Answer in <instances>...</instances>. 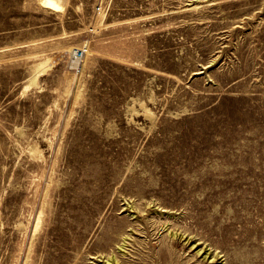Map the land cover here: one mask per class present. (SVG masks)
I'll list each match as a JSON object with an SVG mask.
<instances>
[{
	"label": "rangeland",
	"instance_id": "rangeland-1",
	"mask_svg": "<svg viewBox=\"0 0 264 264\" xmlns=\"http://www.w3.org/2000/svg\"><path fill=\"white\" fill-rule=\"evenodd\" d=\"M39 5L0 0V263L30 242V264H54L63 229L76 264H264V0ZM40 55L50 68L23 91Z\"/></svg>",
	"mask_w": 264,
	"mask_h": 264
},
{
	"label": "bare ground",
	"instance_id": "bare-ground-1",
	"mask_svg": "<svg viewBox=\"0 0 264 264\" xmlns=\"http://www.w3.org/2000/svg\"><path fill=\"white\" fill-rule=\"evenodd\" d=\"M36 1H38V3L44 8V9H46V10H48V11H50V12H55V13H59V14H61V13H63L64 11H65V9H66V5H67V1L68 0H36ZM39 5V6H40ZM40 6V7H41ZM41 7V8H42ZM104 13H102L100 16H101V19L102 18H104ZM101 21V20H100ZM64 33V32H63ZM64 34H66V33H64ZM68 34V33H67ZM62 35V34H61ZM36 40V39H35ZM33 39H32V43H33ZM24 42V41H23ZM17 44H20V42H18ZM35 44V43H34ZM33 44V45H34ZM12 45V44H11ZM16 45V44H15ZM32 46V45H31ZM8 47V46H7ZM3 48H4V46H3ZM3 48H1L0 49V52L1 51H4V49ZM6 49V48H5ZM8 49V48H7ZM43 50V49H42ZM41 50V52H43ZM85 50H86V48H85ZM87 50H89V49H87ZM90 52V51H89ZM3 53V52H2ZM1 53V54H2ZM38 53V52H37ZM36 53V54H37ZM1 56V55H0ZM27 56H29V55H27ZM85 56V55H84ZM34 57V56H33ZM2 59V58H1ZM0 59V60H1ZM52 62V60H51V58L50 57H47V56H45V55H40L39 56V58H36L35 60H34V63L31 65V73L28 75V77H27V83L25 84V86L22 88L23 89V91H26V88L28 87V86H31V85H34V84H37V82H38V79H39V77H40V74L41 73H43V70L45 71V69L49 66V64ZM31 64V63H30ZM49 68H50V66H49ZM73 78V77H72ZM25 79V78H24ZM24 83H25V81H24ZM78 94V93H77ZM129 103H128V110L130 111L129 113H131V115H132V117H135V116H138V109L136 108V105H138L139 106V108L142 110V111H140V112H143L145 115H146V117L148 116L149 118H152L153 117V113H152V111H151V107L149 108V106L147 105V102L145 101V99L143 100V99H139L138 97H134V96H132V97H130L129 98ZM150 100V99H149ZM144 117V116H143ZM132 119V118H131ZM155 119V118H154ZM152 120V119H151ZM18 127V126H17ZM16 130V129H15ZM17 130H18V128H17ZM16 130V131H17ZM18 132V131H17ZM28 146H29V151H30V153L33 155V156H36V155H38V154H40L41 152H42V150L43 149H41V147L36 143V142H33V143H29L28 144ZM27 147V146H26ZM24 149H26V148H24ZM42 155V154H41ZM48 180H51V179H48ZM52 181V180H51ZM49 182V181H48ZM47 182V183H48ZM46 183V184H47ZM45 184V183H44ZM48 186V185H47ZM35 190L37 189V188H34ZM46 192V191H45ZM35 194V191H34V193H33V195ZM47 195V194H46ZM45 197V196H44ZM35 198H36V196H35ZM264 201V200H263ZM44 202H45V200H44ZM48 203V202H47ZM133 204V203H132ZM132 204H130L131 205V207H133V206H135L134 204H133V206H132ZM42 205V204H41ZM47 205V204H46ZM166 205V204H165ZM244 205V204H243ZM245 206V205H244ZM243 206V207H244ZM41 208H40V210L38 211V212H35V213H38L37 215H36V219L35 220H33L34 222L32 223V227L30 228L31 229V233L29 234L30 236V238L31 237H33V236H36L37 237V235H38V233L40 232L39 230L42 228V225H43V222H44V219H45V212H44V206L42 205V206H40ZM129 207V206H128ZM246 207V206H245ZM135 208V207H134ZM136 210V209H135ZM135 210H133V211H135ZM190 210V209H189ZM188 210V211H189ZM29 211V210H28ZM36 211H37V209H36ZM190 212V211H189ZM193 211L191 210V212L190 213H192ZM257 212H259V211H257ZM103 213V212H102ZM31 214V213H30ZM194 214V213H193ZM247 214H249V213H247ZM246 214V215H247ZM84 215V214H83ZM245 215V216H246ZM17 217H18V214L16 215ZM189 216V215H188ZM194 216V215H193ZM245 216H244V218H245ZM248 216V215H247ZM28 217V216H27ZM30 217V216H29ZM242 217V216H241ZM20 218V217H19ZM81 216L78 218L79 219V223L80 224H83L84 225V229H89L92 225H93V220L91 219V218H89V217H84V218H81ZM257 218V217H256ZM259 218H260V216H259ZM3 219V218H2ZM104 219V218H103ZM255 219V218H254ZM262 219V218H261ZM29 220V219H28ZM10 221H11V219H10ZM13 222H14V217H13V220H12ZM107 221V220H106ZM245 221V220H244ZM259 221V220H258ZM6 222V221H5ZM119 222V221H118ZM121 222H122V220H121ZM29 223V222H28ZM50 223V222H49ZM70 223V222H69ZM115 223H117V222H115ZM259 223V222H258ZM13 224V223H12ZM17 226L16 227H18V229H17V231L20 229V230H23V231H25V233H27V229H28V224H26V223H24L21 219H20V221H18L17 223ZM103 224V223H102ZM114 224V223H113ZM57 225V224H56ZM129 225V224H128ZM191 225V224H190ZM240 225V224H239ZM3 226V225H2ZM55 226V225H54ZM53 226V227H54ZM58 226V225H57ZM103 226V225H102ZM113 226V225H112ZM60 227V226H59ZM189 227V226H188ZM256 227V226H255ZM1 228V227H0ZM47 228V227H46ZM45 228V229H46ZM50 228V227H49ZM58 228V227H57ZM57 228H56V230H57ZM117 230H116V233H118V235H121V233L124 235V232H125V229L119 224L118 226H116L115 227ZM223 228V227H222ZM234 228V227H233ZM236 228H237V226H236ZM45 229L44 230H42V231H45ZM52 229V228H51ZM60 229H61V227H60ZM60 229H58V231L60 230ZM100 229H101V232H103L104 231V226L101 228L100 227ZM112 229H114V228H112ZM244 229V228H243ZM11 230V229H10ZM96 230V229H95ZM173 230V229H172ZM172 230H171V232H172ZM50 231V230H49ZM85 231V230H84ZM100 231V230H99ZM175 231V230H174ZM190 231V230H189ZM231 231V230H230ZM229 231V232H230ZM232 231H233V229H232ZM236 231V230H235ZM29 232V231H28ZM52 232H54V231H52ZM79 232V231H78ZM176 232V231H175ZM175 232H172V234L170 235L171 236V238H172V236H174L175 235ZM225 232V231H224ZM48 233V232H47ZM55 233V232H54ZM66 233L67 232H65L63 229H61L59 232H58V234H56L55 235V238H58V241L59 240H61V242L59 243L60 245L58 246V249L60 250L59 252H57V253H54L53 252V262H54V264H76V262L74 261V258H72V255L68 252V251H64L63 249L65 248V247H67L68 246V244H67V239H64L65 237H67L66 236ZM115 233V234H116ZM177 233V232H176ZM227 233V232H226ZM234 233V232H233ZM21 234V233H20ZM24 234V233H23ZM76 234V233H75ZM93 234V233H92ZM91 234V235H92ZM108 234V233H107ZM126 234V233H125ZM169 234V233H168ZM54 235V234H53ZM71 235V233H69V236ZM82 235H84L83 233H82ZM103 235V234H102ZM111 235V234H110ZM178 235V234H177ZM182 235V234H181ZM184 235V234H183ZM261 235V234H260ZM25 236V235H24ZM71 236H73V235H71ZM180 236V235H179ZM186 236V235H185ZM190 236V235H189ZM254 236V235H253ZM42 237V236H41ZM74 237V236H73ZM105 237V236H104ZM109 237V236H108ZM113 238H114V236H112ZM178 237V236H177ZM187 237H188V235H187ZM127 238V237H126ZM125 237L124 238H122V243H121V240H120V242H118L119 244L121 243V247H120V250L122 251L121 253L123 254V253H125V248H126V245H127V243L128 242H125L126 239ZM174 238H175V236H174ZM180 238V237H179ZM183 238V237H182ZM191 238V237H190ZM251 238V237H250ZM40 239V238H39ZM83 239V238H82ZM109 240H112L111 238H108ZM173 239V238H172ZM185 239H186V237H185ZM189 238H187V240H188ZM238 239H242L241 237H239ZM259 239V238H258ZM28 240V239H27ZM35 241H36V239H34ZM70 240V239H69ZM129 240V239H128ZM193 240V239H192ZM255 240V239H254ZM25 241V240H24ZM31 241V240H30ZM79 241H80V239H77L76 241H75V243H74V245H73V248H75V249H79V247H80V244H79ZM165 241V240H164ZM241 241V240H240ZM52 242H53V240H52ZM52 242H50V243H52ZM55 242H56V240H55ZM110 242V241H109ZM193 242V241H192ZM33 243V242H32ZM35 243V242H34ZM39 243V242H38ZM82 243V242H81ZM165 243V242H164ZM243 243V242H242ZM28 244V243H27ZM194 244H195V242H194ZM23 245V244H22ZM51 245V247H52V244H50ZM53 245H55V244H53ZM113 245H114V243H113ZM116 245V244H115ZM114 245V246H115ZM37 246V245H36ZM56 246V245H55ZM54 246V247H55ZM120 246V245H119ZM162 246V245H161ZM234 246V245H233ZM21 247V246H20ZM94 247H96V246H94ZM105 247H110L109 246V243L108 242H105V245H104V248ZM185 247H186V245H185ZM190 247H192V246H190ZM27 248V247H26ZM38 248H39V246H38ZM53 248V247H52ZM199 248V247H198ZM234 248H236V245L234 246ZM241 250H240V253H236V255L234 256V259H241V257H245L246 258V253H245V245L244 246H240L239 247ZM246 248H247V246H246ZM250 248V247H249ZM31 249H32V244L29 242V245H28V250L26 251L27 253L25 254V257H24V262H23V264H30V261H31V259H30V252H31ZM56 249V248H55ZM119 249V248H118ZM117 249V250H118ZM167 249H168V254L170 255V253H171V251H170V245L169 246H167ZM237 249H238V247H237ZM66 250V249H65ZM109 250H111V249H109ZM116 250V251H117ZM197 250V249H196ZM195 250V251H196ZM199 250V249H198ZM208 250V249H207ZM253 250H255V249H253ZM19 251V250H18ZM52 251V250H51ZM57 251V250H56ZM70 251V250H69ZM73 251H74V249H73ZM99 251V250H98ZM104 251H106V250H104ZM159 251V250H158ZM200 251V250H199ZM233 251V250H232ZM49 252H50V250H49ZM48 252V253H49ZM103 252V251H102ZM101 252V253H102ZM109 252H111V251H109ZM218 252V251H217ZM73 253V252H72ZM80 253V252H79ZM103 253H105V252H103ZM107 253V252H106ZM76 254V253H75ZM119 254V253H118ZM128 254V253H127ZM174 254V253H173ZM201 254V253H200ZM73 255H74V253H73ZM120 255V254H119ZM118 255V256H119ZM203 255V254H202ZM18 256V255H17ZM48 256H51L50 254L48 255ZM104 256V255H103ZM121 256V255H120ZM216 256L218 257V255H217V253L216 254H212L211 252H209V253H205L204 254V257L203 258H205L204 260H205V262L206 261H208V263H213V262H215L214 260H215V258H216ZM75 257V256H74ZM107 257H108V254H107ZM47 258V257H46ZM45 258V259H46ZM49 258V257H48ZM81 258V257H80ZM171 258V257H170ZM77 259V258H76ZM168 259V258H167ZM22 260V259H21ZM81 260V259H80ZM103 260H105V259H103ZM151 260V259H150ZM202 261H203V259H201ZM246 260V259H245ZM249 260V259H248ZM46 261V260H45ZM165 261V260H164ZM169 261V260H168ZM202 261H201V263H202ZM48 262V261H47ZM83 262V261H82ZM104 262V264H105V262H107L108 264H119L120 262H119V259H118V257H113L112 256V253H111V256H109L105 261H103ZM126 262V261H125ZM204 261H203V263H205ZM257 262H259V261H257ZM14 263H15V261H14ZM17 263V262H16ZM50 263H51V261H50ZM176 263V262H175ZM263 263V262H262ZM1 264V263H0ZM5 264V263H4ZM45 264H46V262H45ZM48 264H49V262H48ZM147 264V263H146ZM206 264V263H205Z\"/></svg>",
	"mask_w": 264,
	"mask_h": 264
}]
</instances>
